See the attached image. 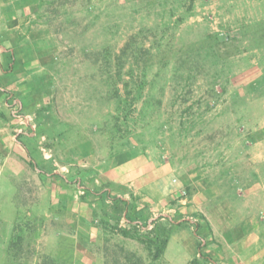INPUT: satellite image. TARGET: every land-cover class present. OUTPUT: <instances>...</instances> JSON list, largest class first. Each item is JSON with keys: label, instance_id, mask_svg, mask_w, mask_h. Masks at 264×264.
<instances>
[{"label": "rangeland", "instance_id": "rangeland-1", "mask_svg": "<svg viewBox=\"0 0 264 264\" xmlns=\"http://www.w3.org/2000/svg\"><path fill=\"white\" fill-rule=\"evenodd\" d=\"M13 1L37 55L38 136L57 161L70 159L82 139L111 150L138 146L237 218L263 209L264 0ZM129 39L147 48L132 68L137 82L124 74L133 56L123 66L131 94L115 69ZM138 83V98L119 102L132 99ZM36 191L34 171L20 177L0 169V264H84L58 248L55 219L31 213ZM118 228L104 226L91 264H193L154 260Z\"/></svg>", "mask_w": 264, "mask_h": 264}, {"label": "crops", "instance_id": "crops-1", "mask_svg": "<svg viewBox=\"0 0 264 264\" xmlns=\"http://www.w3.org/2000/svg\"><path fill=\"white\" fill-rule=\"evenodd\" d=\"M23 15L17 2L0 0V169L20 177L34 171L31 213L57 221L58 248L70 261L91 264L104 226L125 228L133 212L134 222L170 228L162 261L264 264V195L263 209L237 218L201 184L183 182L154 151L111 152L82 139L70 159L57 161L42 146L35 122L43 106L39 68L23 35Z\"/></svg>", "mask_w": 264, "mask_h": 264}, {"label": "trees", "instance_id": "trees-1", "mask_svg": "<svg viewBox=\"0 0 264 264\" xmlns=\"http://www.w3.org/2000/svg\"><path fill=\"white\" fill-rule=\"evenodd\" d=\"M142 52H144V54L147 53V48L144 47V45L142 43H138L136 41H133L131 39L126 40L125 43L123 44V46L120 48V51L118 54H116L115 60H116V64H115V69H116V76H117V81H120L123 85V90H125L127 92V94H131V90L128 89V78L126 79L123 76V66L125 64V62L128 60L129 57H132V62H131V67L127 70L124 71V74L127 76H130V78L132 80L133 79V72H132V68L133 66L135 67H139V58L140 55L142 54ZM144 61V60H143ZM109 62V59L106 63ZM106 66V65H105ZM142 70L144 71L145 68V63H143L142 65ZM111 69H109L108 71H110ZM144 77V76H142ZM135 82H137V80H134ZM115 86L118 88V84L116 83ZM116 88V89H117ZM140 90H141V84L138 83L137 84V89H136V95L134 94V96L132 97V99L130 100H119V102H123V104H127V105H131L133 103V101H135L139 94H140ZM119 96V95H118ZM120 104V103H119ZM40 113V110L37 111V114ZM131 147H135L133 145H126L123 146L122 148L118 149V150H111L110 147L109 149L111 150V152H119L123 149H127V148H131ZM145 149V148H144ZM135 217H137L136 213L131 212V216L127 217L126 219H128L129 221H132V223L130 224H134V226H139L140 228H144L146 227V224L143 223L141 220L139 222H134ZM138 218V217H137ZM16 229V226H15ZM118 232L124 236V237H130V238H134L137 241H139L140 243H142L145 248L148 250L149 254L151 255V258L154 260H158L161 259L163 251L165 249L168 237H169V230L170 228L167 226L166 223H153L151 229L149 230L150 233H145V235H140L139 233L136 232H132L129 228H118L117 229ZM19 238L18 235H16L15 239ZM12 242V241H11ZM15 243H13L14 245ZM193 264L195 263V261H191ZM206 263L211 264V261H205Z\"/></svg>", "mask_w": 264, "mask_h": 264}]
</instances>
